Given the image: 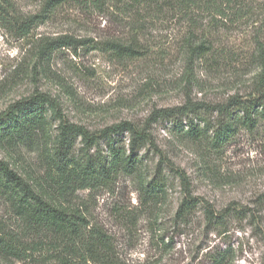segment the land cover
<instances>
[{"label":"rangeland","instance_id":"374dc122","mask_svg":"<svg viewBox=\"0 0 264 264\" xmlns=\"http://www.w3.org/2000/svg\"><path fill=\"white\" fill-rule=\"evenodd\" d=\"M62 37L87 44L76 53H41L45 43ZM104 41L131 44L141 55L98 48ZM199 43L211 51L190 60L189 46ZM263 63L264 0H0V113L39 93L62 118L89 131L127 121L154 143L136 151L131 173L121 172L108 186L65 194L53 159L59 120L46 107L42 127L28 140L17 146L0 141V158L49 202L104 231L123 264H202L213 246L228 251L225 264H264V221L229 219L216 234L204 231L200 208L189 224L175 226L173 220L185 195L176 171L193 196L215 209L257 207L264 191V129L240 127L214 148L207 139L192 138L185 122L196 114L212 120L218 115L201 107L264 88ZM180 106L197 112L181 126L159 116ZM127 138L122 133L120 146L129 156ZM98 151L104 153L103 142ZM158 171L163 191L144 196L142 187ZM21 227L0 199V238L13 247L0 250V264H54V251L43 242L32 244Z\"/></svg>","mask_w":264,"mask_h":264},{"label":"trees","instance_id":"16d2710c","mask_svg":"<svg viewBox=\"0 0 264 264\" xmlns=\"http://www.w3.org/2000/svg\"><path fill=\"white\" fill-rule=\"evenodd\" d=\"M86 41L71 37L57 38L45 43L41 53L50 56L53 51L62 48H70L76 53L78 47L87 44ZM97 45L98 48L123 56L141 55L131 44L104 41ZM210 51L211 47L202 43L189 46L190 60L201 59ZM262 83L264 63L259 74V84ZM46 107L51 108L52 115L59 120L54 138L53 159L57 185L65 194L74 193L78 189L108 186L121 172L131 173L134 170L138 162L137 150L148 144L154 145L147 132L127 121L94 132L83 125L69 122L62 118L52 100L39 93L9 105L0 113V141L17 146L28 140L42 127ZM194 110L188 109L187 106L166 108L159 111V116L170 119L173 126L177 127L179 124L181 126L184 117L187 118L192 112L197 113ZM200 111L211 115L215 113L218 118L209 120L196 114L193 116L197 119L195 122L193 117L185 122L188 126L186 132L196 140L207 139L214 148L222 147L240 127L250 131L264 129V88L262 86L248 98L232 95L225 102L203 106ZM200 123L201 128L198 126ZM125 132L128 133L127 146L131 152L129 156L125 155L123 146H120V136ZM100 142L104 143V153L98 151ZM76 150L79 154L75 157ZM176 175L181 178L185 195L173 216L175 226L189 224L198 208L203 213L204 231L208 233L220 234L225 231L229 219L242 221L248 218L253 222L258 219L259 222L264 221V191L257 196V207L252 209L238 207L234 203L222 209H215L207 200L191 194L183 174L176 171ZM164 186L158 171L142 187L143 195L152 198L163 191ZM0 199L9 204L20 220L25 238H30L32 244L43 242L54 251L50 256L54 264H123L114 242L104 231L97 226L89 227L85 216L49 202L2 158ZM10 243L0 238V250L10 252L13 249ZM227 256V250L213 246L204 254L205 262L202 264H225Z\"/></svg>","mask_w":264,"mask_h":264}]
</instances>
